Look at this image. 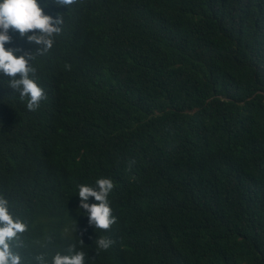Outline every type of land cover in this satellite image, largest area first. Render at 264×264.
Masks as SVG:
<instances>
[{
	"label": "trees",
	"instance_id": "obj_1",
	"mask_svg": "<svg viewBox=\"0 0 264 264\" xmlns=\"http://www.w3.org/2000/svg\"><path fill=\"white\" fill-rule=\"evenodd\" d=\"M38 3L63 16L32 61L46 99L29 111L0 74V195L28 224L24 264L72 244L86 264H264V0ZM101 177L107 231L79 209L77 185Z\"/></svg>",
	"mask_w": 264,
	"mask_h": 264
},
{
	"label": "clouds",
	"instance_id": "obj_2",
	"mask_svg": "<svg viewBox=\"0 0 264 264\" xmlns=\"http://www.w3.org/2000/svg\"><path fill=\"white\" fill-rule=\"evenodd\" d=\"M57 6L70 7L78 0H53ZM63 16L53 18L46 15L38 0H0V74L9 78L8 86L19 93L20 99H27L29 111H36L40 102L46 99L45 91L37 82L36 68L32 61L37 55H43L52 49L55 37L62 31ZM9 30L18 32L27 42L39 46L36 53L17 55V49L6 48L12 37ZM29 33H32L29 35ZM71 70V65H65ZM79 209L86 210L88 223L95 229L109 230L117 222L112 214L109 195L115 184L111 178L101 177L94 185L79 184ZM95 203H89V198ZM10 201L0 195V264H24L21 249L25 248L24 234L28 224L12 210ZM80 244L83 242L80 240ZM114 241L100 236L96 241L99 250H108ZM86 254L77 249L76 244L70 245L64 253L56 252L51 264H86ZM36 264H48L45 253L34 256Z\"/></svg>",
	"mask_w": 264,
	"mask_h": 264
}]
</instances>
